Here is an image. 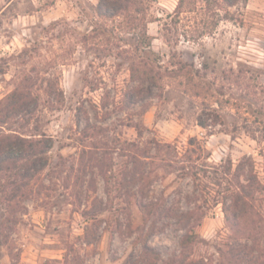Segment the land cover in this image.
I'll list each match as a JSON object with an SVG mask.
<instances>
[{
	"label": "rangeland",
	"instance_id": "obj_1",
	"mask_svg": "<svg viewBox=\"0 0 264 264\" xmlns=\"http://www.w3.org/2000/svg\"><path fill=\"white\" fill-rule=\"evenodd\" d=\"M98 1L0 0V99L17 86L37 99L0 129L51 142L12 211L0 191V264H142L144 243L162 261L219 264L233 241L223 194L250 175L264 186V0H187L178 12V0H143L138 27L163 75L151 94L130 78L152 62L135 50L139 29L97 15ZM177 61L211 91L165 76ZM193 164L210 171L195 180ZM254 197L264 245V189ZM190 230L201 241L183 249Z\"/></svg>",
	"mask_w": 264,
	"mask_h": 264
},
{
	"label": "trees",
	"instance_id": "obj_2",
	"mask_svg": "<svg viewBox=\"0 0 264 264\" xmlns=\"http://www.w3.org/2000/svg\"><path fill=\"white\" fill-rule=\"evenodd\" d=\"M186 1H177V12L180 11V8ZM237 1L225 0L228 4H234ZM95 10L97 15L105 18L124 14L127 17L126 27L133 30L139 29L135 50L142 51L145 54L149 53L150 56L153 55L151 58L146 55V58L152 62L144 63L143 67L132 64L130 66V78L133 81H138V85L147 83L150 94L153 87L158 89L162 88L159 82L162 80L163 75L161 74V67L157 64L159 56L153 54L151 50V36L146 33L145 22L138 27L139 18L137 16L143 13V0H99ZM140 18L143 20L142 16ZM155 61L156 63H154ZM171 65L177 68L169 69L165 67V76L183 77L184 89L192 91L195 95L203 96L211 91V84L209 85L207 80L199 77V74L192 68L191 64L177 61ZM138 85L133 88V91L137 93L144 89L143 86ZM31 101L32 103H36L37 99L31 97L27 89L20 86L15 87L0 99V113L4 117L0 121L5 122L9 115L22 112L28 107ZM203 112L197 116L196 120L198 125L206 128L210 124L207 122L210 117H203ZM212 117L217 116L212 115ZM159 146V144L156 145L155 149L157 151H160ZM50 147L51 142L49 138L41 137L32 139L14 133H6L0 129V175L7 177L5 179L6 183L0 186L2 188L0 191L3 199L6 201L5 206L10 211L13 209L12 201L19 194V191L22 190L21 195L25 196L23 189L30 184L31 180L38 179L40 172L46 167V153ZM188 158L191 159V156ZM203 166L205 167L200 166L199 168L196 164L191 165L193 171H190L189 174L196 180L200 174H205L210 171L209 165L204 164ZM223 173L231 175L230 168H227ZM228 182H232V178H229ZM8 186H10V190L5 191V188ZM263 189L264 186L257 177L250 175L245 178V183L239 181L230 183V187L226 189L228 191L227 194H223L221 202L225 205V222L233 232V241L226 242L224 249L219 248L218 251L221 257L219 264H264L263 241L260 239L261 236L259 237L258 231L255 230L256 225L253 222L255 219H252V216L256 215L258 220L260 219L263 222V215L256 206L254 197L256 192H261ZM227 201H229L228 204L226 203ZM140 206L145 212H150L151 210L150 206L148 207L144 203ZM199 241L201 240L198 238L197 233L190 230L181 237L180 244L184 249L189 244ZM129 262L130 260L127 258L121 264H129ZM142 264L192 263L187 260V254L185 252L178 259L162 261L159 252L144 243L142 246Z\"/></svg>",
	"mask_w": 264,
	"mask_h": 264
}]
</instances>
